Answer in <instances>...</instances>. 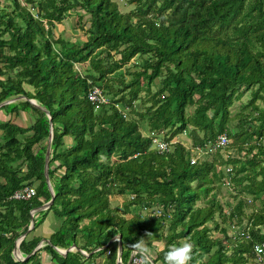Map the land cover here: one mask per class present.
Here are the masks:
<instances>
[{"label": "trees", "instance_id": "trees-1", "mask_svg": "<svg viewBox=\"0 0 264 264\" xmlns=\"http://www.w3.org/2000/svg\"><path fill=\"white\" fill-rule=\"evenodd\" d=\"M119 1L128 10L116 0L0 2V104L21 97L0 112L33 113L28 127L0 121V264H42L41 251L48 264H85L80 250L95 249L109 252L102 264H116V242L109 243L116 235L124 264L129 244L146 232L164 240L153 264H163L180 239L193 245L190 264H246L253 245L264 242V107L255 104L264 106V0ZM81 12L88 24L82 43L53 38L55 24L70 16L80 22ZM131 60L135 66L121 73ZM83 63L82 72L75 69ZM93 88L108 99L97 110L87 100ZM49 123L53 200L31 218L50 199L43 175ZM222 134L225 147L189 163L194 147L213 146ZM231 174L235 192L249 195L252 206L262 200L258 209L244 214L241 200L221 214L211 192ZM25 187L34 191L30 199L11 198ZM215 212L234 234L217 229ZM48 214L58 227L32 253L41 238L28 236ZM210 221L222 239L209 238ZM23 234L17 249L26 259L16 261L12 249ZM71 245L78 251L53 250Z\"/></svg>", "mask_w": 264, "mask_h": 264}, {"label": "rangeland", "instance_id": "rangeland-1", "mask_svg": "<svg viewBox=\"0 0 264 264\" xmlns=\"http://www.w3.org/2000/svg\"><path fill=\"white\" fill-rule=\"evenodd\" d=\"M2 0H0L1 2ZM22 1V0H20ZM118 2V4H121V2L119 0H116ZM7 3V1H5ZM119 7V10L121 12H125L126 10H128V7H126L124 4H121ZM81 15H83V13L81 12ZM85 18H87L86 16L83 15V19L80 22H76L75 23V16H70L67 17L66 19H64L61 23L59 24H55L54 27L51 29V33L53 38L56 37H61L63 40H67L70 42H75V43H82L85 40V35L84 32L86 28H88V24L85 20ZM135 61H130L129 65H125L121 68V73H123V71H126L128 69H131V66H135ZM139 62V61H138ZM86 67V64H79V65H75V69L79 70L80 72H82V70H84V68ZM119 71V72H120ZM116 74H118V71L116 72ZM0 79H4V77H1ZM128 76H125L124 80H128ZM157 81L155 80L153 82V85H156ZM22 88L25 91L28 92H32V89L22 85ZM152 89V88H151ZM142 94H140L141 96ZM249 99L248 94L244 95L239 101H236L233 103V105L231 106V108L229 109L230 111V115L235 114L238 111L239 105L242 103L244 104L247 100ZM14 102V101H13ZM31 103L34 104L33 101H30ZM258 107L263 108V104L261 101H257L255 103ZM135 106L139 108L138 103L135 104ZM192 110V109H191ZM190 109H187L186 112H190ZM124 113H126V110H123ZM246 113H248L249 115H253L254 112L253 111H246ZM8 120L9 122L15 124L16 126L19 127H28L30 124H32L33 122V113L29 111V113H25V112H19L17 115L11 114V115H5L4 113L0 112V121H6ZM236 122V121H234ZM233 123L230 125L232 126ZM236 130L234 129L235 132ZM144 135V134H142ZM178 140L186 143L185 146H187V140L184 138L183 135H181L180 137H177ZM67 141V140H66ZM186 141V142H185ZM234 153V152H233ZM220 154H222V157H225V154H223L222 152H220ZM207 156V154H206ZM205 155L199 156L198 158H203L206 157ZM202 159V160H203ZM208 159V158H207ZM228 169V167L226 168ZM226 169L224 170V172H228L226 171ZM228 176L225 178L224 181V185L220 187L219 191L216 193L215 191H212L211 193L213 194L214 200L215 202H217L218 205H220V209H221V214L227 217V214L229 213V211L232 209V206H234V204H236L237 201H243V203H245L243 205V212L244 214H249L252 210L254 209H258L260 207V201L262 200H257L254 204V206H252V203L250 202V196L246 195L244 192H235L234 188H233V183H232V179H233V175L231 174V182H229L227 180ZM228 182L227 184H225V182ZM247 183L245 181L242 182L241 186L246 185ZM262 197L264 198V193L262 195ZM114 201V199H113ZM121 201L120 197L115 198V201L113 202L116 204H119ZM197 207H202L203 203L202 202H198L196 203ZM156 211V208H150V213H154ZM142 216H145L147 214V211L142 210L139 212ZM213 221L214 223L217 224V229L218 227H224L226 228V232L228 236H231L232 234H234V229L231 225H229V221L226 219L225 221H223L222 218L219 217L218 212H215L213 215ZM205 226L209 229V238L210 239H222L221 234L219 233V231H217V229H215V225L213 224V222H207L205 224ZM58 227V222L57 220L51 215L48 214V216H46V218L44 219L43 223L38 226L32 233L29 234L28 238L31 236H38V237H46L50 234V232L54 231L56 228ZM238 230V229H237ZM236 230V231H237ZM260 231L262 233H264V226L260 227ZM29 232V231H28ZM153 241H157L158 239L154 238L152 239ZM224 241V240H223ZM222 241V242H223ZM160 243H156L154 245L158 246L159 250H161V246L163 244V241H159ZM185 241L183 239H180L178 241L179 245L183 244ZM223 244H227L228 246L231 245V243L228 242H223ZM43 252H39L38 256H40V254ZM83 253V252H82ZM46 254H43L41 257H44ZM86 255H88V253H83V260H86ZM18 258L20 259V261H23V257L18 254ZM42 263L44 264V259L41 258ZM88 262H90V260L88 259ZM246 264H254L253 261L251 260V258L247 257L246 260Z\"/></svg>", "mask_w": 264, "mask_h": 264}, {"label": "built area", "instance_id": "built-area-1", "mask_svg": "<svg viewBox=\"0 0 264 264\" xmlns=\"http://www.w3.org/2000/svg\"><path fill=\"white\" fill-rule=\"evenodd\" d=\"M87 100L90 102V104H92L94 106L93 107L94 110H97L98 106L106 103L108 99H107V97L102 95L96 88H93L87 94ZM226 144H227V139H226L225 135L222 134L216 138L213 146L203 145L202 147H194L192 149L193 152L191 151L192 154L190 156L189 163L190 164L196 163V160L198 159V157L200 155L210 154L216 148L225 147ZM151 145L155 150L168 152L167 145L163 144L161 141L153 140ZM226 171L229 172V169H226ZM227 183L228 182H226L225 184H227ZM33 195H34L33 189L29 188V187H25V188H22L20 190H17L16 192H14L13 195L11 196V198L15 199V200H28ZM82 252L83 251H80V253L83 255L84 252L83 253ZM106 254L108 255L109 252L106 251ZM130 254L131 255H130L129 264H138V258L134 256L132 251L130 252ZM250 254L252 256V261L254 264H264V242L254 244Z\"/></svg>", "mask_w": 264, "mask_h": 264}, {"label": "clouds", "instance_id": "clouds-1", "mask_svg": "<svg viewBox=\"0 0 264 264\" xmlns=\"http://www.w3.org/2000/svg\"><path fill=\"white\" fill-rule=\"evenodd\" d=\"M150 235L146 232L144 236L136 242L129 244L138 264H153L152 251L145 243V236ZM119 239V237H117ZM18 245V244H17ZM193 245L191 242H184L180 245H172L164 252L163 264H190L192 260Z\"/></svg>", "mask_w": 264, "mask_h": 264}, {"label": "crops", "instance_id": "crops-1", "mask_svg": "<svg viewBox=\"0 0 264 264\" xmlns=\"http://www.w3.org/2000/svg\"><path fill=\"white\" fill-rule=\"evenodd\" d=\"M113 202L114 201H112V205L113 206H115V205H118V204H116V203H114L113 204ZM131 209H134L133 207L132 208H130V210ZM83 223H86V221H83ZM51 233V232H50ZM164 233H166V231L164 230L163 231V234ZM49 236V235H48ZM48 236H46V237H39V238H41L40 239V241L37 243V244H39L38 245V248L35 250V251H37L39 248H41L46 242H47V238H48ZM115 236L112 238L113 239V241L112 242H110V243H113V242H116L115 241ZM145 239V243H146V245L151 249V251H152V259H154V257H156V255L158 254V253H160L161 252V250H159V248H158V246H156V245H154V244H156L157 242L158 243H160L159 241H163V244H164V240L162 239V238H160V239H158L157 241L155 240V241H153L152 239H154V238H151V237H146V238H144ZM110 241V240H109ZM156 242V243H155ZM37 244H36V246H37ZM163 244H162V246H163ZM227 245V244H226ZM117 247V246H116ZM17 248V247H16ZM103 248H105V246L104 247H102L101 249H103ZM162 248V247H161ZM18 250V249H17ZM53 250L57 253V254H59V255H61V256H64L67 252H75V251H78L76 248H75V246H73V245H71V246H69L68 248H66V249H58V248H55V247H53ZM34 251V252H35ZM65 251H67V252H65ZM81 251V250H80ZM42 252V251H41ZM84 252V251H83ZM97 252H98V250L97 249H95V250H93V251H91L90 253H88V255H86V261H85V264H102L103 262H104V260H105V258H106V256H107V254H106V252H105V255L103 254V255H98L97 254ZM121 252V251H120ZM84 253H86V252H84ZM18 254H19V252H18ZM43 254H45L44 252L43 253H41L40 254V256H39V258H40V260H41V258H43L44 259V264H48V260H49V257H48V255L46 254L44 257H41ZM82 255V254H81ZM130 255V254H129ZM117 248H116V256H115V263L116 264H121V261H120V255H119V260H117ZM129 258V257H128ZM19 259V258H18ZM24 259H26V257L24 258ZM88 259L90 260V262H88ZM23 260V259H22ZM19 261H20V259H19ZM127 261H128V259H127ZM127 261H126V263H127ZM41 263H42V261H41ZM126 263H124V264H126ZM43 264V263H42ZM157 264H159V262H157Z\"/></svg>", "mask_w": 264, "mask_h": 264}, {"label": "water", "instance_id": "water-1", "mask_svg": "<svg viewBox=\"0 0 264 264\" xmlns=\"http://www.w3.org/2000/svg\"><path fill=\"white\" fill-rule=\"evenodd\" d=\"M20 98H21V97H18V98L11 99V100H9V101L3 102V103L0 104V106L5 105V104H9V103H11V102H13V101H16V100H19ZM29 103H30V104H33V103H31L30 101H29ZM42 111L47 115V118H48V121H49V117H48L47 112H46L45 110H42ZM50 141H51V126H50V123H49L48 136H47V138H46V142H45V150H44L43 175H44V179H45V181L47 182V189H48V192H49V194H50V199H49L48 202H46V203H44L43 205L39 206L38 208H36V209L30 211V217H31V218H32L33 215L36 214L37 212H40V211H44V210H46V209L51 205L52 200H53V193H52V190H51V188H50V186H49V184H48V179H47V168H48L47 163H48V159H49V147H50ZM32 227H33V222H32V220H30L27 231H30V230L32 229ZM23 237H24V234L21 235L19 238H17V239L15 240V242H14V247H13V249H12V256H13V258H14L16 261H19V259H18V250H17L16 247H17V244L20 242V240H21ZM117 237H119V239H117ZM114 239H115V241H116V246H117V247H116V248H117V257H116V258H117V260H119V255H120V251H121L120 236H119V235H116ZM112 241H113V239H110L109 243L112 242ZM38 245H39V244H37V246H35V248L32 250V253L38 248ZM65 252H67V251H65ZM130 255H131V254H130ZM130 255H129V258H128V261H127L126 264H129V262H130ZM23 260H24V258H23Z\"/></svg>", "mask_w": 264, "mask_h": 264}]
</instances>
